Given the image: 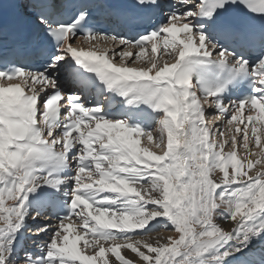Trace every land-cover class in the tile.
I'll list each match as a JSON object with an SVG mask.
<instances>
[{
  "label": "snow or ice",
  "instance_id": "1",
  "mask_svg": "<svg viewBox=\"0 0 264 264\" xmlns=\"http://www.w3.org/2000/svg\"><path fill=\"white\" fill-rule=\"evenodd\" d=\"M10 3L26 8L0 28V264H264V129L248 127L264 124V0ZM29 217L56 221L35 251Z\"/></svg>",
  "mask_w": 264,
  "mask_h": 264
},
{
  "label": "bare ground",
  "instance_id": "2",
  "mask_svg": "<svg viewBox=\"0 0 264 264\" xmlns=\"http://www.w3.org/2000/svg\"><path fill=\"white\" fill-rule=\"evenodd\" d=\"M178 36H179V34H178ZM185 37H182V38H180V37H178V39H184ZM81 43V46L82 45H84L85 46V50H88L89 48H87V46H89L88 44H89V42L88 41H81L80 42ZM111 45V44H110ZM111 47V46H110ZM159 53V52H158ZM146 57V56H145ZM66 73H64L63 74V80H65L66 78ZM208 106V105H207ZM206 111H213V109H211V108H209L208 110H206ZM209 114V113H208ZM249 114H252V113H247V114H243L242 115V120H243V123H240V127H243L244 126V124L245 123H248V121H247V119H246V117H247V115H249ZM254 117L257 115V114H252ZM214 119L213 118H211V116L209 115L208 117H206V121H207V123L209 124V126H214V125H217V124H219V123H217L216 122V120L215 121H213ZM237 124V122H233V125H236ZM220 125V124H219ZM222 125H224V123L222 124ZM253 125H256V126H258L259 128H262V129H264V124H261L260 122H258L257 120H253L251 123H248V127H249V136H250V138H251V133H250V129H251V127L253 126ZM229 127H231V126H229ZM225 130V129H224ZM234 130V129H233ZM258 135H259V132H258ZM261 135V134H260ZM261 138H262V135H261ZM144 138H142V140H141V145H144L145 143H146V140H143ZM252 139H254V138H252ZM142 143H144V144H142ZM263 146H264V144H263ZM241 159L243 158V157H240ZM261 168V166L260 165H257V167L255 166L254 167V169L252 170V171H250L249 172V175H254V173H255V171L256 170H258V169H260ZM228 171L230 172L231 171V169L229 168L228 169ZM247 171V170H246ZM219 171H218V169H217V173H216V177L215 178H218L219 177ZM4 202H5V207H7L8 205H10L11 203H12V201L11 200H9L8 198H4ZM82 207V206H81ZM221 210H223V209H221ZM50 221V224H53L54 222L52 221V220H49ZM217 223H219L220 224V226L222 227V228H224L225 230H230L231 229V226H232V222L231 221H220V220H217L216 221ZM35 223V222H34ZM30 225V224H29ZM3 226V224H0V227H2ZM36 227V226H35ZM35 227H33L32 229H35ZM30 232H33V230H31ZM34 235V234H33ZM42 235V234H41ZM75 235V233H72V234H70V236H74ZM25 238L27 237V232H25ZM29 236V235H28ZM160 236H162L164 239L161 241V242H165L166 240H167V238L165 237V236H163V235H161L160 234ZM35 237L36 238H34L33 240H36V239H38L37 238V235L35 234ZM173 237L174 238H178V234H176V233H174L173 234ZM157 238V235L156 236H152L151 237V239H152V241H153V243H155V239ZM81 243L79 244V242L77 243V246H76V251L77 252H80L81 254H83L81 251H80V248H79V246L80 245H85V243H84V241H80ZM29 248H31V249H33V251L35 250V248H34V246H32V247H28V249ZM143 250V249H142ZM120 255L122 256V257H124L125 259H132V257H133V254L130 252V250H126V249H121L120 250ZM137 259V261H138V258H136ZM104 260H108L109 262H110V264H111V261H114L115 260V257H112V254L111 253H106L105 254V256H104V258H103V260L101 259V258H97V261H96V264H104ZM117 264H118V262H117Z\"/></svg>",
  "mask_w": 264,
  "mask_h": 264
},
{
  "label": "rangeland",
  "instance_id": "3",
  "mask_svg": "<svg viewBox=\"0 0 264 264\" xmlns=\"http://www.w3.org/2000/svg\"><path fill=\"white\" fill-rule=\"evenodd\" d=\"M169 53H171L172 52V49L171 48H168V50H167ZM160 53H159V55H164V49H160V51H159ZM158 55V56H159ZM167 58V57H166ZM147 59V56L146 57H143L142 58V61L141 62H139V63H137L136 65H133V66H135V67H139V66H141V64L142 63H144V61ZM117 60H118V58H117ZM170 62H173V61H170ZM214 114V113H213ZM212 117V116H211ZM213 121H215V120H213ZM229 126L228 125H226V123H224V125H220V128H221V130H224L225 129V131H226V129L228 128ZM262 135V138H261V145L263 146V144H264V133H261V132H259V135ZM143 140H145V139H143ZM142 144H144V143H142ZM253 148H254V151H259V149L258 148H255V146L253 145ZM154 151H157L158 152V150H155V149H153ZM218 150V149H217ZM231 149H230V146H226L225 147V152H228V151H230ZM246 155V153L241 149L239 152H238V158H240V157H243V156H245ZM251 159H253V160H255V157H251ZM256 167H257V165H255ZM247 169H246V167H245V169H244V171H246ZM7 198V196H5V199ZM31 217H29L28 218V220L30 219ZM230 221V220H229ZM0 224H2V222H0ZM29 227H31V226H29ZM30 229V228H29ZM29 232V231H28ZM160 234L161 235H163V236H165L166 238L167 237H169V236H173V234H174V231H171V230H165V231H162V232H160ZM157 234L156 233H153L152 234V236H156ZM39 238H42V241H47L48 239H49V237L47 236V235H44V234H42ZM89 240H90V237L88 238ZM81 242H79V244H80ZM79 248H80V251L83 253V254H85V245L83 244V245H80L79 246Z\"/></svg>",
  "mask_w": 264,
  "mask_h": 264
}]
</instances>
